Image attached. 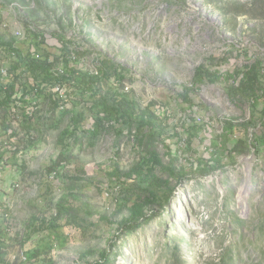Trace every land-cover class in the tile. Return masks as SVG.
<instances>
[{"label":"rangeland","instance_id":"rangeland-1","mask_svg":"<svg viewBox=\"0 0 264 264\" xmlns=\"http://www.w3.org/2000/svg\"><path fill=\"white\" fill-rule=\"evenodd\" d=\"M30 30L45 38L38 51ZM12 37L38 57L63 56L65 47V57L82 70L96 72L110 59L125 67L124 90L143 106L154 102L151 108L177 131L166 140L169 149L159 145L163 164L178 155L189 173L170 181L165 210L148 207L143 225L122 234L119 223L130 216L136 193L129 194L130 180L113 170L139 161L134 134L117 137L107 129L78 144L68 140V157L54 173L49 166L61 150L57 141L72 102L54 109L45 97L53 89L39 96L27 107L35 112L30 131L19 111L6 117L0 110V264H87L114 244V264H264V157L252 150L225 169L196 170L225 121L250 119L252 102L230 97L224 81L193 84L201 65L221 74L264 67V0H0V38ZM0 63L2 87L11 58L1 47ZM18 73L20 96V86L34 80L23 68ZM263 107L264 100L257 109ZM191 121L203 128L189 147ZM255 131L260 134V126ZM155 173L169 177L161 166ZM62 203L82 228L37 230L54 220ZM88 249L96 252L85 255Z\"/></svg>","mask_w":264,"mask_h":264},{"label":"trees","instance_id":"trees-1","mask_svg":"<svg viewBox=\"0 0 264 264\" xmlns=\"http://www.w3.org/2000/svg\"><path fill=\"white\" fill-rule=\"evenodd\" d=\"M30 34L37 41L36 48L38 47V49L36 51H38L42 43L45 42V38L40 36L41 40H38L36 36L39 34L35 30H30ZM0 47L7 51L11 58L6 84L0 87V110L4 111L6 117L19 111L20 114L16 115H22L21 121L28 131L35 124V112L28 110L27 107L32 104L34 99H39V96L51 91L55 83H69L66 100H59L54 92H49L45 96L50 100L54 109L58 108L61 102L64 103L68 100L72 102L70 110L72 116L68 125L59 135L57 144L61 150L49 166L50 171L60 172L59 169L62 168L63 162L68 157V140L78 144L85 135L94 138L107 129H112L117 137L134 134V140H137L140 145L139 161L127 171L121 172L117 168L113 170L116 176L119 174V179L124 176L125 179L130 180V184L126 188L128 193L131 195L136 193V198L130 207V216L122 219L119 223V230L122 234H127L139 229L143 225V221L150 217L146 209L154 204H159L162 210H165L164 207L169 202L174 190L170 186V181L172 179L180 181L189 172L184 164L178 165V155H172L168 165L163 164L158 150L159 145L163 144L169 149L166 140L175 135L177 131L174 130L168 116H162L151 108L154 102L143 106L132 91L124 90L125 67L110 59L100 65L96 72L82 70L75 64L71 65L70 60L65 57L68 52L65 47L64 57L60 55L50 59L48 53L38 57L37 53H24L14 37L9 40L0 38ZM245 67L232 73L221 74L218 70H209L201 65L195 72L193 84L224 81L226 83L225 90L230 97L234 99L242 96L252 102L249 120L242 122L234 118L227 120L223 124V132L211 139L210 156L207 159H199L196 167V170L204 173L203 175H207L215 167L225 169L229 164H237L238 157L249 154L252 150L256 155L260 154L264 157V107L261 110L257 109L259 102L264 100V84L262 82L264 67L258 64ZM19 68H23V71L33 78L34 84L29 81L23 83L20 86L23 92L17 96L19 92L17 85L21 81V74L18 73ZM190 100L192 99L190 98ZM259 126L261 132L255 134V130ZM202 128L203 126L196 121L189 122L185 129L189 147L199 136V131ZM251 128L254 131H251ZM13 134H16L15 131L11 132V135ZM169 151L171 152V150ZM0 158L4 159V157ZM203 162L205 163L203 164ZM193 164L190 165L193 166ZM158 166L169 172L168 178L165 179L155 173V168ZM150 211L154 212L153 209ZM71 213L70 205L62 203L57 207L54 220L37 230H46L57 225L58 227L75 225V228L81 229L82 227L75 223ZM160 213L158 211L156 214L161 217ZM114 246L115 244L98 250L99 258L87 264H114L112 256L117 252ZM94 252H96L94 249H88L85 251V255ZM25 253L27 254L26 251Z\"/></svg>","mask_w":264,"mask_h":264},{"label":"built area","instance_id":"built-area-1","mask_svg":"<svg viewBox=\"0 0 264 264\" xmlns=\"http://www.w3.org/2000/svg\"><path fill=\"white\" fill-rule=\"evenodd\" d=\"M17 35H23V33L20 31V30H17L16 31ZM4 71L5 69L4 68H1L0 70V76H2V74H4ZM5 75V74H4ZM67 88L68 87H65V84H62V83H55L53 86H52V89L54 91V95L59 99V100H66L67 98ZM39 101V99H34V103H37ZM56 173V171L54 172ZM21 258L22 259H27V256L25 255V253L22 252L21 254Z\"/></svg>","mask_w":264,"mask_h":264},{"label":"crops","instance_id":"crops-1","mask_svg":"<svg viewBox=\"0 0 264 264\" xmlns=\"http://www.w3.org/2000/svg\"><path fill=\"white\" fill-rule=\"evenodd\" d=\"M4 160V159H3ZM3 161H0V164L2 163Z\"/></svg>","mask_w":264,"mask_h":264}]
</instances>
